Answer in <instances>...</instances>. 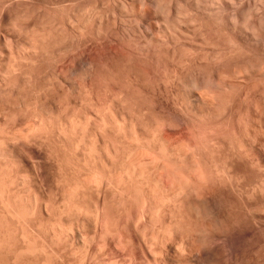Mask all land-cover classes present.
Masks as SVG:
<instances>
[{"label":"clouds","instance_id":"clouds-1","mask_svg":"<svg viewBox=\"0 0 264 264\" xmlns=\"http://www.w3.org/2000/svg\"><path fill=\"white\" fill-rule=\"evenodd\" d=\"M0 264H264V0H0Z\"/></svg>","mask_w":264,"mask_h":264}]
</instances>
